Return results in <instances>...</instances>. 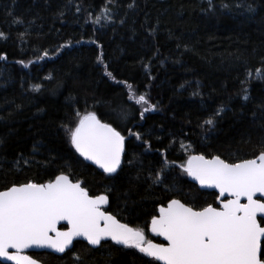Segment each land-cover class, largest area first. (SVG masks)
Returning a JSON list of instances; mask_svg holds the SVG:
<instances>
[{"label": "trees", "instance_id": "obj_1", "mask_svg": "<svg viewBox=\"0 0 264 264\" xmlns=\"http://www.w3.org/2000/svg\"><path fill=\"white\" fill-rule=\"evenodd\" d=\"M212 2L209 10L208 0H134L131 8L133 0H0V191L64 172L90 195L107 194L106 211L155 243L149 223L169 200L217 206V195L190 183L181 165L189 155L231 163L264 150V79L246 85L247 101L240 83L246 69H264V0ZM106 4L111 22L93 23ZM124 81L156 109L141 119ZM77 111L95 112L126 137L117 173L101 172L71 146L61 125L74 127ZM29 255L41 264H158L112 242Z\"/></svg>", "mask_w": 264, "mask_h": 264}, {"label": "snow or ice", "instance_id": "obj_2", "mask_svg": "<svg viewBox=\"0 0 264 264\" xmlns=\"http://www.w3.org/2000/svg\"><path fill=\"white\" fill-rule=\"evenodd\" d=\"M113 2L108 0L109 4ZM128 6L134 7V0ZM208 8H214L212 0H208ZM247 11L254 9L249 5ZM110 13L106 4L93 23L98 24L101 19L111 22ZM23 35L21 33V37ZM6 38V34L0 32V39ZM47 55L45 51L44 56ZM6 59L0 55V60ZM98 60L103 63L102 54ZM144 67L147 71L148 66ZM105 70V74L115 80L107 71V65ZM254 75L264 79V69H246L245 79L240 82L245 101L249 99L246 85ZM121 83L129 89L128 99L141 105V119L146 112L156 109L146 94L137 96L130 84ZM39 89L40 85L34 86V90ZM76 115L79 119L74 127L61 125L71 146L105 174L117 173L125 154L126 137L111 123L101 122L95 112L80 114L77 111ZM117 117L126 119L127 112L121 109ZM205 123L211 126L214 119L209 118ZM129 134L142 139L138 132L129 130ZM181 167L201 187L218 190V203L215 207L213 204L196 207L171 199L166 207L161 206L159 215L152 216L149 230L162 236L167 244L153 243L143 228L121 223L105 210L109 204L107 194L90 195L81 180L73 181L61 172L45 183L29 180L0 191V258L14 264H37L23 254L25 250L38 247L64 253L74 239L82 237L93 247L111 240L116 245L137 249L162 264H264V150L254 158L231 163L218 155L210 159L203 154L189 155ZM159 181L160 173H157L154 182ZM61 222H66V230L58 227Z\"/></svg>", "mask_w": 264, "mask_h": 264}, {"label": "water", "instance_id": "obj_3", "mask_svg": "<svg viewBox=\"0 0 264 264\" xmlns=\"http://www.w3.org/2000/svg\"><path fill=\"white\" fill-rule=\"evenodd\" d=\"M78 154V153H77ZM79 155V154H78ZM80 156V155H79ZM80 158L82 159V160H84L86 163H88V164H90V165H92V166H94V167H96L98 170H100L101 172H103V170L102 169H100V168H98L95 164H93L91 161H87V160H85L83 157H81L80 156ZM210 159V158H209ZM104 173V172H103ZM188 181L190 182V183H192L193 185H195L200 191H204V192H209V193H215L217 196H218V190H216L215 188H208V187H201L200 185H199V183L197 182V181H195L192 177H190V176H188ZM257 198H260L259 196L257 197ZM217 203H218V201H217ZM107 206L108 205H106L105 206V210L107 209ZM166 206H167V204H166ZM166 206H164V207H166ZM160 208V207H159ZM158 208V209H159ZM159 215V211L157 210V216ZM122 223V222H121ZM150 225H151V221H150V223H149V227H148V233H149V235L153 238V239H158L159 240V242L160 243H156V244H167V241H165L164 240V238L162 237V236H157V235H155V234H153L149 229H150ZM65 227V229H61V230H66V228H67V226H66V222H61V224L60 225H58V227L60 228V227ZM75 242H83V243H85V244H87L90 248H93V249H96V248H98V247H93V246H91V245H89L88 243H87V241L86 240H84L82 237H78V238H76V239H74L73 240V242H72V245H70V247H69V249H67L64 253H58V252H56L55 250H53V249H51V248H38V247H33V248H30V249H27V250H25V252L23 253L24 255H28V256H30L29 254H31V253H40V252H47V253H49V254H53V255H55V256H62V255H64L65 253H67V252H69L70 250H72V248H73V245H74V243ZM104 242H112L111 240H108V241H104ZM103 243V242H102ZM112 243H114V242H112ZM153 243H155V242H153ZM115 244V243H114ZM122 246V245H121ZM147 257V256H146ZM148 258H151V257H148ZM152 259V258H151ZM158 264H162V262H160V261H156ZM0 263L1 264H14V262H12V261H7V260H5V259H3V258H0ZM37 264H41V263H39V262H37Z\"/></svg>", "mask_w": 264, "mask_h": 264}]
</instances>
